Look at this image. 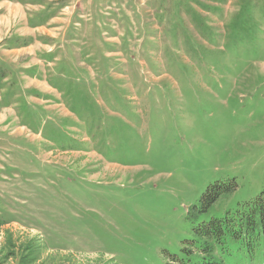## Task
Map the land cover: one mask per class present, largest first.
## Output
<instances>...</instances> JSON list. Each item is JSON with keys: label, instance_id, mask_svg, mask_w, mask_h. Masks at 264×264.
<instances>
[{"label": "rangeland", "instance_id": "rangeland-1", "mask_svg": "<svg viewBox=\"0 0 264 264\" xmlns=\"http://www.w3.org/2000/svg\"><path fill=\"white\" fill-rule=\"evenodd\" d=\"M44 2L54 49L0 55V264H167L259 196L264 0Z\"/></svg>", "mask_w": 264, "mask_h": 264}, {"label": "trees", "instance_id": "trees-1", "mask_svg": "<svg viewBox=\"0 0 264 264\" xmlns=\"http://www.w3.org/2000/svg\"><path fill=\"white\" fill-rule=\"evenodd\" d=\"M237 186L235 181L208 186L193 209L192 219H200L221 195L232 194ZM234 251L251 260L264 257V187L258 197L240 204L235 211L196 224L193 237L183 240L180 253L166 254L167 264H229L227 256Z\"/></svg>", "mask_w": 264, "mask_h": 264}, {"label": "crops", "instance_id": "crops-1", "mask_svg": "<svg viewBox=\"0 0 264 264\" xmlns=\"http://www.w3.org/2000/svg\"><path fill=\"white\" fill-rule=\"evenodd\" d=\"M44 1L49 0H0V55L4 61L9 60L8 54L19 57L28 52L48 55L54 49L50 41L54 43V38L60 37L63 26L57 23L63 11L49 9ZM29 38L32 41L26 44Z\"/></svg>", "mask_w": 264, "mask_h": 264}]
</instances>
